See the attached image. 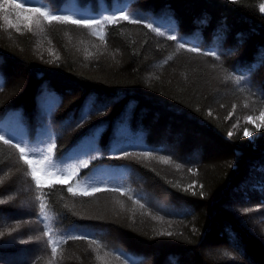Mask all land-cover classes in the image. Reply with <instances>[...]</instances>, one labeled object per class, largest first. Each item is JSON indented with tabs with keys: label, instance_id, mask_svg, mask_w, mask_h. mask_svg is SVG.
I'll list each match as a JSON object with an SVG mask.
<instances>
[{
	"label": "trees",
	"instance_id": "1",
	"mask_svg": "<svg viewBox=\"0 0 264 264\" xmlns=\"http://www.w3.org/2000/svg\"><path fill=\"white\" fill-rule=\"evenodd\" d=\"M94 1L63 0L53 7L31 0L30 6L101 21L125 13L140 23L118 19L84 28L45 20L39 35H51L55 56L37 53L34 35L0 24V74L10 82L4 89L0 77V109L32 104L33 91L36 97L46 90L42 105L37 100L43 115L57 109L63 115L84 102L77 135L97 120L105 126L102 148L94 146L90 132L66 148L44 118L33 137L44 131L45 140L32 146L25 120L14 121L16 114L9 113V127L8 117L0 119V131L34 151L29 159L41 161L35 165L38 187L18 149L0 141V172L10 173L0 174V195L27 185L35 218L43 234L49 232L34 247L18 230L5 231L0 264H264V124L246 119L264 109V0ZM192 47L200 51L187 50ZM237 76L244 77L239 84ZM47 80L55 92L38 89ZM52 142L56 148L48 153ZM62 155V162L47 167L45 156ZM18 160L27 178L10 165ZM81 160L88 167H69ZM70 174L67 183L55 182ZM92 188L101 191L79 194ZM8 200L1 213L13 209ZM17 253L25 259L6 258Z\"/></svg>",
	"mask_w": 264,
	"mask_h": 264
},
{
	"label": "rangeland",
	"instance_id": "2",
	"mask_svg": "<svg viewBox=\"0 0 264 264\" xmlns=\"http://www.w3.org/2000/svg\"><path fill=\"white\" fill-rule=\"evenodd\" d=\"M45 1H47L48 3L50 2V5H52L53 7H59L61 0H45ZM80 3L81 4L87 3L93 6L95 1L92 0V2L89 3L88 0H80ZM0 5H3V8L0 9V24H2L5 29H11V30H15L18 32H27V33H30L31 36L34 35V42L32 44L33 49L37 51V53L38 52L48 53L47 55L55 56V53H57L56 50L58 49V47L54 39L51 37V35H48L47 38H44L41 35H39L43 27H45L46 25V22L44 19L41 18L40 24L37 25L34 19H32V17L35 15L34 13L24 12L20 9H15L11 7V2L9 0H7V2L6 0H0ZM0 77L2 78L1 86H3L4 89L8 88L10 82L8 83L7 74L5 75V77L3 76V74H0ZM46 86L50 87L55 92L56 86L52 83L45 84L43 81H41L37 87L38 89L44 90ZM33 92L34 93H32L33 94L32 104L18 103L17 105L12 104L15 106L7 105L3 107L2 109H0V119L8 117L9 113L16 114V117H14V121L20 118L25 120L28 133H30V136H33V131L35 130L36 132L38 129L36 125H40L44 121V118H45L48 120L49 124L51 123L49 129L51 130V127H52V132H56V135L58 136L60 135L63 138V140L65 141L63 145H65L66 148H68L69 145L70 147H72L74 144L78 143L77 140H79L85 133H88V132L91 133L92 142H95L94 146H97L98 148H102V137L105 133V132L102 133L103 129H105V126H103L104 125L103 121L97 120L92 129L82 130L80 135H77V133L81 131V128L77 126L78 120H79V118L77 117L81 115V113L83 112L84 105H87V104H84V102L76 103V105H73L63 115L57 114L58 113L57 111L58 109H57L55 113L53 111L51 115L44 116L41 113V110H39V108L37 107L38 99L40 100L39 105H42L41 100L43 99V93L40 94V96L36 95L35 97L36 90ZM57 97L59 96L57 95ZM56 102L58 104V101ZM58 106L61 107L60 104H58ZM262 111H264V109L261 110V112ZM261 112L258 115L253 117V123L255 122L256 124H264V120L259 118L261 115ZM123 115H124V112H123ZM9 120L10 122H8L7 124L9 127H11L12 125L11 121L13 120L11 118H9ZM7 124H5V126H7ZM96 127H100L97 132H96ZM129 127L131 130L137 128L136 125H130ZM43 140H44V137H43ZM76 149H79V147H77ZM12 163L10 165H12L14 169L15 168L18 169L17 170L18 176H21L22 179H24V177H26V173H25V168L22 162L18 160V161H14L13 164ZM6 170L7 168L1 170L0 172V174H3V172L6 173L3 176L4 178H6V176L10 174L9 172H6ZM20 184L22 183L20 182ZM7 193L8 192H4L0 195V204H5L6 200L9 199L8 201L12 202L11 205L13 209H11V212L7 214L0 212V218L6 219V222L4 224H0V229L1 228L3 229L2 227L3 225L5 226L7 225L6 230H0V239L4 235L5 231L9 233L8 230H18L23 237L25 238L28 237V239L26 238L27 241L29 242L32 241V244L34 245V247L36 246L37 243H42L45 237H44L43 231L41 230L39 222L35 218V211L33 208L34 204H31V201L29 199L32 193L31 189L27 185L26 187L21 185L20 188L15 187L14 190L12 189L10 191L11 194L9 196L7 195ZM232 203L238 204L237 201H234ZM249 213H252V214H247L246 216L248 218L256 219L257 215L254 214V212H249ZM249 224L250 226L255 227L253 222H249ZM259 225L261 226V223H259ZM113 236L117 238L114 234ZM28 252L29 250L25 252V256H27L26 253ZM6 258L9 259V261L11 262L13 261L15 263H17V261L22 258L25 259L24 254L18 255V253L14 255H10V256L8 255L6 256Z\"/></svg>",
	"mask_w": 264,
	"mask_h": 264
},
{
	"label": "snow or ice",
	"instance_id": "3",
	"mask_svg": "<svg viewBox=\"0 0 264 264\" xmlns=\"http://www.w3.org/2000/svg\"><path fill=\"white\" fill-rule=\"evenodd\" d=\"M7 2V0H6ZM31 5V0H21V2H16V0H11V7L15 8V9H20L24 12H31L34 13L35 15L32 17V19H34L35 23L37 25L40 24V20L41 18H43L44 20L51 22V21H60L63 23H70L73 25H78V26H82L84 28H92L94 25H101L103 22H108V23H112L115 22L116 20H128L131 23H140V20L138 19H130L128 14L122 13L119 17L112 15V16H105L103 18V21L99 20V19H78V18H73L71 16H66V15H55V14H50V12L48 11L46 6H40V7H32ZM3 8V5H0V9ZM262 12H264V5H261V9ZM7 18V17H5ZM146 27L150 28L153 32H156L158 35L163 36L165 33L159 30V26H153V24H146ZM30 30V29H29ZM93 35H97V33H93ZM100 39H104V35L103 33H99ZM169 40H179V37L176 35H169L168 36ZM179 47L181 49L185 48V44L184 43H180ZM188 51L191 52H199L200 49L197 47H192V48H188ZM205 55H213L216 56L215 52H205ZM244 77L243 76H237L235 78V82L237 84L240 83L241 80H243ZM260 119L264 120V111L261 112V115L259 117ZM248 122H253V117L248 116L246 117ZM229 135H232V133H229ZM245 136H250L252 135L251 132L245 130L244 132ZM7 137V138H6ZM0 141H2L4 144L8 145L11 144L13 147L17 148L19 153H20V159L24 161L25 164H27L29 166V168L31 169V175L32 178L35 180L37 186L39 187L41 184V179L40 176L37 175L38 169L35 167L36 164H40L41 161H36L33 159H29V154L31 155H36V153L30 149H28L27 147H22L17 143H13V140L11 138V134L7 133V132H3L0 131ZM56 148V144L55 142H52L49 147L47 148V152L48 153H52L53 150ZM124 156H128L129 153L127 152H123ZM142 155H144L145 157H147L149 155V153L145 152ZM92 159H95V157H92ZM163 159V158H161ZM44 161L47 164V167L51 168V167H55L57 162H62L63 161V155L61 157H57L55 160H53V158L51 156H45L44 157ZM164 163H169V161L167 159H163ZM88 163L89 161L87 160H81L79 161L78 165H70L69 167L71 169H77V168H86L88 167ZM180 166L177 165V168H179ZM39 171H41L42 174H46L51 176V173H47L45 169H40ZM191 171V169L189 170ZM55 182L56 183H67L68 180L71 179V174L68 176H59V177H54ZM68 192L72 193L73 195H77V191L74 190L72 187H68ZM101 191L100 188H92L91 192L89 191H82L79 194L81 195H91L94 192H98ZM40 209H41V213L44 214V210H45V204L41 203L40 204ZM249 211V210H246ZM45 236L49 235V232H45L44 233ZM162 235H172V233H162ZM71 238H80V237H71ZM26 241H21V243H25ZM48 243H54L53 241L49 240ZM92 243H96V241H92ZM99 246V245H98ZM53 256H55L56 252H57V248L55 246L52 247L51 249ZM97 259H99V257H97Z\"/></svg>",
	"mask_w": 264,
	"mask_h": 264
},
{
	"label": "bare ground",
	"instance_id": "4",
	"mask_svg": "<svg viewBox=\"0 0 264 264\" xmlns=\"http://www.w3.org/2000/svg\"><path fill=\"white\" fill-rule=\"evenodd\" d=\"M63 0H61L60 1V4H61V2H62ZM43 54H48V53H43ZM46 92V90L43 92V99H45V98H47L46 96H45V93ZM56 94V93H55ZM42 99V100H43ZM33 100V99H32ZM49 115H51V114H49V113H47V112H45V114H44V116H49ZM11 123L14 125V122L13 121H11ZM51 124V123H50ZM43 137H44V140H45V132L44 131H40V135H39V137L37 138V140L33 137V136H30V138H29V143H30V145H32V146H34L35 145V143L36 142H40V143H43L44 142V140H43ZM74 146V145H73ZM72 146V147H73ZM72 147H70V148H72Z\"/></svg>",
	"mask_w": 264,
	"mask_h": 264
}]
</instances>
